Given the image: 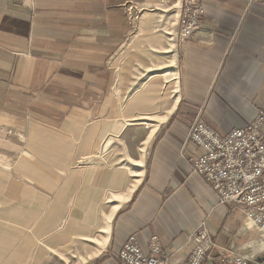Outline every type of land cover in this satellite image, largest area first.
I'll use <instances>...</instances> for the list:
<instances>
[{"label":"crops","instance_id":"0c3cea01","mask_svg":"<svg viewBox=\"0 0 264 264\" xmlns=\"http://www.w3.org/2000/svg\"><path fill=\"white\" fill-rule=\"evenodd\" d=\"M248 1L203 0L201 26L176 38L175 107L143 139L138 183L111 218L105 250L87 264H119L131 237L145 252L155 238L163 255L183 264L205 220L215 257L264 258V240L246 227L242 207L220 204L210 183L192 173L202 151L187 139L199 114L226 134L264 112V4ZM151 2L0 0V137L48 135L101 114L119 83L131 14Z\"/></svg>","mask_w":264,"mask_h":264},{"label":"rangeland","instance_id":"374dc122","mask_svg":"<svg viewBox=\"0 0 264 264\" xmlns=\"http://www.w3.org/2000/svg\"><path fill=\"white\" fill-rule=\"evenodd\" d=\"M152 1L131 14L119 83L101 114L48 135L0 137V264L96 258L115 206L138 183L143 139L176 101L181 4Z\"/></svg>","mask_w":264,"mask_h":264},{"label":"built area","instance_id":"2783aa9c","mask_svg":"<svg viewBox=\"0 0 264 264\" xmlns=\"http://www.w3.org/2000/svg\"><path fill=\"white\" fill-rule=\"evenodd\" d=\"M249 5L264 4V0H249ZM203 0H182L177 41H185L202 24L205 14ZM264 112L245 126L226 134L211 128L199 114L189 129L187 139L201 153L194 157L191 171L208 181L220 204L242 207L246 227L255 230L264 240ZM3 132L0 127V134ZM7 134L13 131L6 130ZM194 243L190 258L183 264H253L254 255L221 252L214 256L207 221H202L191 236ZM119 264H173L155 238L145 252L134 237L118 251Z\"/></svg>","mask_w":264,"mask_h":264},{"label":"bare ground","instance_id":"6f19581e","mask_svg":"<svg viewBox=\"0 0 264 264\" xmlns=\"http://www.w3.org/2000/svg\"><path fill=\"white\" fill-rule=\"evenodd\" d=\"M175 104H176V103H175ZM175 104L171 107V109L169 110V112H167L166 115H164V116L158 121V124L161 123L162 121H164V120L169 116V114L172 112L173 108L175 107ZM158 124H156V126H157ZM156 126L153 127V129L150 131V134L147 136V137H148V140H149L150 136L152 135L153 131L156 129ZM148 140H147V141H148ZM118 206H119V205H118ZM118 206H115V208H114V212H115V210H116V208H117ZM114 212H113V213H114ZM108 238H109V233H108V235L105 236L104 240H102V241H98V242H97V248H96V250L91 254L90 257H96L97 255H99V254L105 249V247H106V245H107V242H108Z\"/></svg>","mask_w":264,"mask_h":264},{"label":"water","instance_id":"95a60500","mask_svg":"<svg viewBox=\"0 0 264 264\" xmlns=\"http://www.w3.org/2000/svg\"><path fill=\"white\" fill-rule=\"evenodd\" d=\"M256 261H257V263H262V262H264V258L257 259Z\"/></svg>","mask_w":264,"mask_h":264}]
</instances>
